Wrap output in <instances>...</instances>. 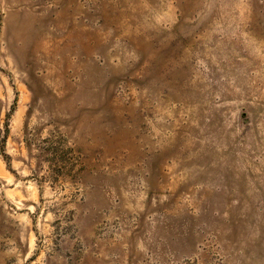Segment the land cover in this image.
<instances>
[{
  "label": "rangeland",
  "instance_id": "rangeland-1",
  "mask_svg": "<svg viewBox=\"0 0 264 264\" xmlns=\"http://www.w3.org/2000/svg\"><path fill=\"white\" fill-rule=\"evenodd\" d=\"M0 264H264V0H0Z\"/></svg>",
  "mask_w": 264,
  "mask_h": 264
}]
</instances>
